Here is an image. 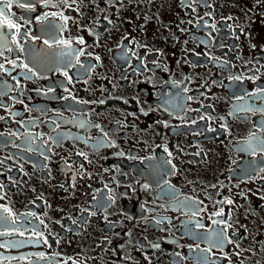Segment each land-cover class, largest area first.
Masks as SVG:
<instances>
[{
    "label": "flooded vegetation",
    "instance_id": "obj_1",
    "mask_svg": "<svg viewBox=\"0 0 264 264\" xmlns=\"http://www.w3.org/2000/svg\"><path fill=\"white\" fill-rule=\"evenodd\" d=\"M6 18L0 264H264V0Z\"/></svg>",
    "mask_w": 264,
    "mask_h": 264
},
{
    "label": "snow or ice",
    "instance_id": "obj_2",
    "mask_svg": "<svg viewBox=\"0 0 264 264\" xmlns=\"http://www.w3.org/2000/svg\"><path fill=\"white\" fill-rule=\"evenodd\" d=\"M0 5H4V7H0V27L7 26L8 28H17L18 29V26L17 25L11 23L6 18V10L8 8H11L12 7V0H0ZM19 6L20 7H23V8H26L29 11L34 10V5L33 4H30V3H19ZM64 19L67 20V17H64ZM45 43H47V41H45ZM65 43H68V42H65ZM80 43H83V40L82 39L80 40ZM97 59H99V58L97 57ZM2 67L3 66L0 65V68H2ZM226 203L232 204L233 201L232 200H227ZM216 215H223V210L221 209L219 212L216 213ZM222 223H224V222L222 221ZM218 238L221 240V244H222L223 243V234H220L218 236ZM229 242H231V241H229Z\"/></svg>",
    "mask_w": 264,
    "mask_h": 264
}]
</instances>
